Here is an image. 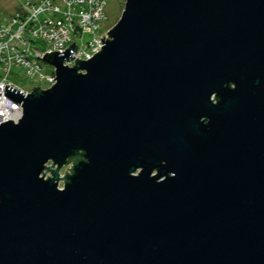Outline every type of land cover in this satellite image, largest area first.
Returning a JSON list of instances; mask_svg holds the SVG:
<instances>
[{"label":"water","instance_id":"obj_1","mask_svg":"<svg viewBox=\"0 0 264 264\" xmlns=\"http://www.w3.org/2000/svg\"><path fill=\"white\" fill-rule=\"evenodd\" d=\"M107 34L5 86L0 264H264V0H125Z\"/></svg>","mask_w":264,"mask_h":264},{"label":"built area","instance_id":"obj_2","mask_svg":"<svg viewBox=\"0 0 264 264\" xmlns=\"http://www.w3.org/2000/svg\"><path fill=\"white\" fill-rule=\"evenodd\" d=\"M26 6L25 11H17L0 25V123H17L22 118V105L4 95L6 85L24 93V97L33 92L20 87L12 79L13 72L36 81L35 88L50 89L56 84V69L44 62L45 53L63 52L76 43L73 57L88 61L101 51L103 35L104 42L108 38L104 0H41ZM86 36L91 38L86 40ZM74 65V60L64 62L69 68ZM43 176L52 177L47 171Z\"/></svg>","mask_w":264,"mask_h":264},{"label":"rangeland","instance_id":"obj_3","mask_svg":"<svg viewBox=\"0 0 264 264\" xmlns=\"http://www.w3.org/2000/svg\"><path fill=\"white\" fill-rule=\"evenodd\" d=\"M41 0H0V25L5 23V20L13 16L17 11L22 12L27 8V3H37ZM106 3V17L107 21L105 23L106 29L109 31L117 24L121 18L122 12L125 6V0H104ZM91 36H86L85 39H90ZM17 72V71H16ZM12 79L19 84L25 90H31L38 83L34 80H30L24 75H19L18 73L12 74ZM72 163L68 166H64L60 175H64L71 170ZM59 188L62 189L64 182L61 181Z\"/></svg>","mask_w":264,"mask_h":264},{"label":"trees","instance_id":"obj_4","mask_svg":"<svg viewBox=\"0 0 264 264\" xmlns=\"http://www.w3.org/2000/svg\"><path fill=\"white\" fill-rule=\"evenodd\" d=\"M78 160H80V158L79 159H74L73 162H77Z\"/></svg>","mask_w":264,"mask_h":264}]
</instances>
